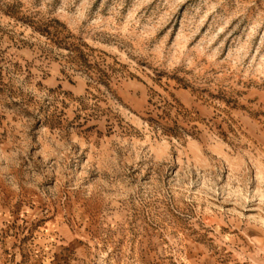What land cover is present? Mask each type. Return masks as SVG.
Instances as JSON below:
<instances>
[{
    "label": "rangeland",
    "instance_id": "374dc122",
    "mask_svg": "<svg viewBox=\"0 0 264 264\" xmlns=\"http://www.w3.org/2000/svg\"><path fill=\"white\" fill-rule=\"evenodd\" d=\"M0 264H264V0H0Z\"/></svg>",
    "mask_w": 264,
    "mask_h": 264
}]
</instances>
